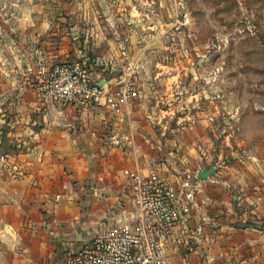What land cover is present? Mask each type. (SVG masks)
Listing matches in <instances>:
<instances>
[{
    "label": "crops",
    "instance_id": "obj_1",
    "mask_svg": "<svg viewBox=\"0 0 264 264\" xmlns=\"http://www.w3.org/2000/svg\"><path fill=\"white\" fill-rule=\"evenodd\" d=\"M119 1L115 8L122 12L121 22L127 19L124 12L153 5L150 0ZM91 3L87 6L93 10ZM19 10L33 9L19 4ZM20 21L29 29L45 24L27 16ZM108 41L106 57L130 53ZM49 65L34 68L37 77L30 89L39 98L35 103H0V144L8 122L7 136L23 145L0 159V264H66L69 253L132 208L123 172L134 168L157 169L181 207L182 218L171 229L168 244L173 264H264V160L256 152L258 163L210 162L216 156L210 141L217 135L220 103H134L124 118L81 104L55 108L41 101V81ZM8 75L4 90L11 88V72ZM28 84L22 78L21 88ZM13 107L20 114L8 121L7 111ZM33 110L39 118H32ZM177 110H183L182 130L193 128L196 140L202 141L190 152L177 154L182 162L178 167L172 162L174 151L163 153L164 159L160 143H155L156 125ZM164 123L162 136L169 121ZM212 165L217 172L201 179L199 170ZM241 206L242 214L237 212ZM249 220L253 224L242 225Z\"/></svg>",
    "mask_w": 264,
    "mask_h": 264
},
{
    "label": "rangeland",
    "instance_id": "obj_2",
    "mask_svg": "<svg viewBox=\"0 0 264 264\" xmlns=\"http://www.w3.org/2000/svg\"><path fill=\"white\" fill-rule=\"evenodd\" d=\"M91 1L93 10L87 6ZM150 2V9L124 12L127 19L121 22L122 12L115 8L119 0H0V103H35L39 98L30 88L37 66L51 64V69L61 62L85 61L95 77L112 79L122 75L131 57L144 67L134 103H220L217 135L210 141L216 156L210 162L244 166L264 160V0ZM19 4L33 10L22 12ZM26 16L43 18L45 24L23 28L20 19ZM108 39L128 49L129 58L106 57L111 49ZM123 41L126 46H121ZM8 72L11 88L4 90ZM22 78L30 82L27 89L21 88ZM182 112L166 115L156 125L159 152L162 156L173 150L171 161L177 167L182 165L179 152L202 144L193 128L182 130ZM7 113L8 121L20 114L14 107ZM31 113L33 119L39 116L38 110ZM195 113L196 109L191 114ZM9 131L7 122L1 140L6 133L11 145L22 148L7 136ZM256 152L258 158L253 156ZM237 212L242 214L243 206Z\"/></svg>",
    "mask_w": 264,
    "mask_h": 264
},
{
    "label": "built area",
    "instance_id": "obj_3",
    "mask_svg": "<svg viewBox=\"0 0 264 264\" xmlns=\"http://www.w3.org/2000/svg\"><path fill=\"white\" fill-rule=\"evenodd\" d=\"M143 71L131 57L115 80L95 77L85 61L57 63L43 82L42 99L55 108L81 104L124 118L135 102ZM123 174L132 208L122 211L85 246L69 253L66 264H173L168 254L170 231L182 218L173 190L157 169H125Z\"/></svg>",
    "mask_w": 264,
    "mask_h": 264
},
{
    "label": "trees",
    "instance_id": "obj_4",
    "mask_svg": "<svg viewBox=\"0 0 264 264\" xmlns=\"http://www.w3.org/2000/svg\"><path fill=\"white\" fill-rule=\"evenodd\" d=\"M20 148L15 147L9 143V139L6 137V133L2 136V143L0 144V156L8 154V152L18 151Z\"/></svg>",
    "mask_w": 264,
    "mask_h": 264
},
{
    "label": "water",
    "instance_id": "obj_5",
    "mask_svg": "<svg viewBox=\"0 0 264 264\" xmlns=\"http://www.w3.org/2000/svg\"><path fill=\"white\" fill-rule=\"evenodd\" d=\"M215 172H217V167L212 165L209 167H204L203 169L199 170L198 175L201 179H207L211 177Z\"/></svg>",
    "mask_w": 264,
    "mask_h": 264
}]
</instances>
